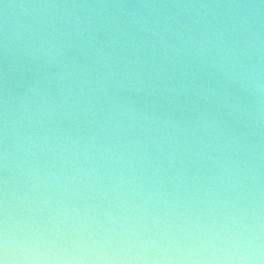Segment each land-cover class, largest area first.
<instances>
[{
  "label": "clouds",
  "instance_id": "9594fccd",
  "mask_svg": "<svg viewBox=\"0 0 264 264\" xmlns=\"http://www.w3.org/2000/svg\"><path fill=\"white\" fill-rule=\"evenodd\" d=\"M0 55L66 81L0 99V264H264V142L134 99L264 126V0H0Z\"/></svg>",
  "mask_w": 264,
  "mask_h": 264
},
{
  "label": "water",
  "instance_id": "95a60500",
  "mask_svg": "<svg viewBox=\"0 0 264 264\" xmlns=\"http://www.w3.org/2000/svg\"><path fill=\"white\" fill-rule=\"evenodd\" d=\"M105 37L101 34L98 41H104ZM73 60V65L77 63H88L84 53H72L69 57ZM66 71V70H65ZM61 73V69L53 66H43L34 64H20L15 62L11 55H0V99H7L15 102L28 91L29 87L36 85L41 92H47L55 95L57 87L60 83L66 81H57L55 77ZM47 78V79H46ZM48 81H51L49 83ZM200 83L205 88H216L222 95L219 97L209 96V92L201 93L198 89H193L181 92L176 96H167L165 98L160 92L153 95L135 96L141 105L149 107V110L154 111H169L177 117L185 119H195L199 115L205 117L212 116L226 128L236 129L248 132V140L251 143L260 144L264 142V126H256L251 129L241 128L235 122L233 115L223 105L230 100H226L227 93L223 89L213 84L211 81ZM159 87V86H158ZM125 95H129L126 93ZM240 103L250 102V98L240 96Z\"/></svg>",
  "mask_w": 264,
  "mask_h": 264
}]
</instances>
